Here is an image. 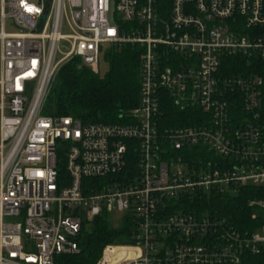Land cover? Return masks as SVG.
Masks as SVG:
<instances>
[{
    "label": "built area",
    "instance_id": "2783aa9c",
    "mask_svg": "<svg viewBox=\"0 0 264 264\" xmlns=\"http://www.w3.org/2000/svg\"><path fill=\"white\" fill-rule=\"evenodd\" d=\"M126 43L141 47L128 123L42 113L61 66L96 69ZM235 56L248 67L226 75ZM168 102L192 123L159 130ZM263 113L264 0H0V264H55L89 219L126 212L133 242L96 264H250L264 255ZM201 152L220 164L188 165ZM245 186L263 194L246 203L251 229L193 199Z\"/></svg>",
    "mask_w": 264,
    "mask_h": 264
},
{
    "label": "trees",
    "instance_id": "16d2710c",
    "mask_svg": "<svg viewBox=\"0 0 264 264\" xmlns=\"http://www.w3.org/2000/svg\"><path fill=\"white\" fill-rule=\"evenodd\" d=\"M141 47L138 44L111 46L103 53L96 69L80 65L79 60L71 59L58 70L45 99L42 113L54 116H72L82 122L103 124L128 123V114L137 105L139 98V70ZM101 64L106 65L100 71ZM226 75H237L248 67L247 59L241 56L228 57L223 62ZM237 110V109H235ZM194 111L179 110L169 102L163 108L158 120V128L180 127L192 123ZM264 116V113H263ZM188 152L186 149L180 153ZM187 155V154H185ZM136 155L132 148L125 156V166L117 174L120 182H128L131 171L136 169ZM188 165L206 168L208 163L218 166V156L189 155ZM94 179L91 182H101ZM260 189L252 186L237 188L235 191H218L204 194L198 200L201 209H207L229 225L239 229H251V209L247 201L261 197ZM186 200H190L187 198ZM135 221L126 212L119 219L100 214L89 219L77 239L76 253L60 255L55 264H96L107 244H129L133 242ZM250 264H264V255L252 256Z\"/></svg>",
    "mask_w": 264,
    "mask_h": 264
},
{
    "label": "rangeland",
    "instance_id": "374dc122",
    "mask_svg": "<svg viewBox=\"0 0 264 264\" xmlns=\"http://www.w3.org/2000/svg\"><path fill=\"white\" fill-rule=\"evenodd\" d=\"M6 28L9 30L10 26L9 25H6ZM100 68V71H104L106 69V65L105 64H101V66L99 67ZM58 156H59V153H58Z\"/></svg>",
    "mask_w": 264,
    "mask_h": 264
}]
</instances>
